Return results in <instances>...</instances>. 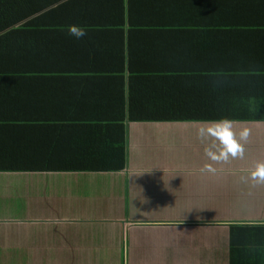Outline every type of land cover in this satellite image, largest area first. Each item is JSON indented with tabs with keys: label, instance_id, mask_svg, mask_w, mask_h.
Listing matches in <instances>:
<instances>
[{
	"label": "crops",
	"instance_id": "crops-1",
	"mask_svg": "<svg viewBox=\"0 0 264 264\" xmlns=\"http://www.w3.org/2000/svg\"><path fill=\"white\" fill-rule=\"evenodd\" d=\"M19 5L34 17L0 32V156L95 165L123 130L126 165L0 171V264H229L218 206L227 221L237 204L263 206L264 220V183L248 178L264 163V122H232L243 156L213 160L210 122L128 115L236 103L264 73V0Z\"/></svg>",
	"mask_w": 264,
	"mask_h": 264
},
{
	"label": "trees",
	"instance_id": "trees-1",
	"mask_svg": "<svg viewBox=\"0 0 264 264\" xmlns=\"http://www.w3.org/2000/svg\"><path fill=\"white\" fill-rule=\"evenodd\" d=\"M29 11V8H20L19 0H0V25L1 22L8 23L7 26L0 27V32L2 30L11 31V23L16 19L32 20L34 14ZM33 20L40 19L36 16ZM246 83L247 88L240 93L233 94L234 102H236L234 104L219 98L215 107L157 109L151 113L140 112L136 116L130 113L128 119L130 121L212 122L226 118L232 122H264V73L260 78H251ZM121 135L120 144L113 143L115 152H107L103 163L100 161L95 165L81 166L73 165L74 162H67V164L55 162L46 157L43 163L33 162L28 165V159H25L21 164L14 158L12 161L5 156H0V171H34L36 169L44 171L51 169L121 171L126 165L123 130ZM237 176L241 177V174ZM233 193L235 196L243 194L238 186H235ZM218 207L219 220L216 223L227 226L229 229V264H264V220L261 217L258 218V215L262 213L260 210L263 209V206L237 204L233 207L239 211L231 209L229 212L235 214V220L232 221L226 220L230 206L226 204ZM246 211H250L249 214H244Z\"/></svg>",
	"mask_w": 264,
	"mask_h": 264
},
{
	"label": "clouds",
	"instance_id": "clouds-1",
	"mask_svg": "<svg viewBox=\"0 0 264 264\" xmlns=\"http://www.w3.org/2000/svg\"><path fill=\"white\" fill-rule=\"evenodd\" d=\"M69 33L77 39L85 35L83 29H78L77 27H70ZM210 123L215 126L216 139L220 141L221 149L218 155H214L208 150H206L205 154L213 160H227L229 156L242 157L243 145L239 141L245 139V133L242 131L239 140H237L232 132V121L226 118ZM248 178L256 184L264 183V163H258L256 167L248 173Z\"/></svg>",
	"mask_w": 264,
	"mask_h": 264
},
{
	"label": "rangeland",
	"instance_id": "rangeland-1",
	"mask_svg": "<svg viewBox=\"0 0 264 264\" xmlns=\"http://www.w3.org/2000/svg\"><path fill=\"white\" fill-rule=\"evenodd\" d=\"M218 148H219V149H221V146H220V147H218ZM218 148H217V149H218ZM1 211H2V210H1V208H0V212H1Z\"/></svg>",
	"mask_w": 264,
	"mask_h": 264
}]
</instances>
